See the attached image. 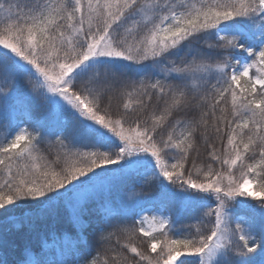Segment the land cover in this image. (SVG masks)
Wrapping results in <instances>:
<instances>
[{"label":"snow or ice","instance_id":"1","mask_svg":"<svg viewBox=\"0 0 264 264\" xmlns=\"http://www.w3.org/2000/svg\"><path fill=\"white\" fill-rule=\"evenodd\" d=\"M0 126V251L66 217L74 264H264V0H0Z\"/></svg>","mask_w":264,"mask_h":264},{"label":"trees","instance_id":"2","mask_svg":"<svg viewBox=\"0 0 264 264\" xmlns=\"http://www.w3.org/2000/svg\"><path fill=\"white\" fill-rule=\"evenodd\" d=\"M119 104L118 100H113V110L117 108ZM37 116L42 117L43 114L40 112L36 113ZM199 147V163L207 162V151L205 147L200 144ZM216 147L219 149L221 147L219 141L216 142ZM44 153L47 155L49 151L54 155L57 151L55 146L49 148L48 145H42ZM50 159L53 156L49 157ZM94 220L95 216L92 217ZM186 221L181 220L180 223L176 225V228L184 231L185 226L188 224ZM7 227L10 231L7 234V240L9 241V247L6 251H0V257L6 259L8 264H15L16 261L20 259L21 250L25 245H31V253L28 254L29 259H36L40 257H46L50 260H66L68 264H74L76 259L75 248L77 245L80 246V251H84V246L82 244V238L76 229H73L66 217L55 218L47 223L39 225L35 230L29 228L27 224H21L20 222H13ZM93 228L85 230L83 237L87 238L89 245L95 249L97 247L96 241L93 235ZM67 233V236L63 238V244L60 247L52 246V234L60 237L61 234ZM124 235H119L121 242L125 240ZM104 257L101 256L99 259V264H103Z\"/></svg>","mask_w":264,"mask_h":264},{"label":"rangeland","instance_id":"3","mask_svg":"<svg viewBox=\"0 0 264 264\" xmlns=\"http://www.w3.org/2000/svg\"><path fill=\"white\" fill-rule=\"evenodd\" d=\"M4 124H6L7 123V121H4L3 122ZM6 134V129L3 127V126H0V137H2L3 135H5ZM30 209L29 208H27V207H22V208H20V209H18L17 210V215H21L22 213H24V212H26V211H29ZM244 210L243 209H240V208H237V212H243ZM188 220V221H186L187 223H195V221H190V219L189 218H184V219H182V220ZM13 222H10L9 223V226L12 224Z\"/></svg>","mask_w":264,"mask_h":264}]
</instances>
